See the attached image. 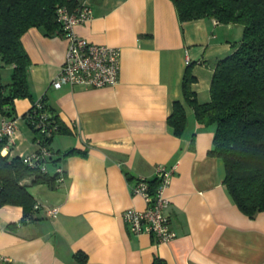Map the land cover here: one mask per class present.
Listing matches in <instances>:
<instances>
[{
    "label": "crops",
    "instance_id": "0c3cea01",
    "mask_svg": "<svg viewBox=\"0 0 264 264\" xmlns=\"http://www.w3.org/2000/svg\"><path fill=\"white\" fill-rule=\"evenodd\" d=\"M74 30L119 48L118 81L52 88L68 38L37 27L21 36L30 97L13 101L17 132L10 156L36 149L22 115L42 96L66 129L50 142L56 161L47 171L54 182L21 181L38 206L33 218L21 222V206H0V264H152L156 257L166 264H264V211L249 217L232 200L221 160L208 154L214 126L196 121L182 92L188 58L191 89L199 102L209 101L213 66L234 50L242 25L210 17L181 21L171 0H92L89 19ZM175 101L187 119L181 136L167 123ZM71 149L85 155H66ZM157 164L173 168L165 196L176 235L166 243L132 234L121 216L126 208H144L130 185L139 176L153 180ZM48 208H57L56 216Z\"/></svg>",
    "mask_w": 264,
    "mask_h": 264
},
{
    "label": "trees",
    "instance_id": "16d2710c",
    "mask_svg": "<svg viewBox=\"0 0 264 264\" xmlns=\"http://www.w3.org/2000/svg\"><path fill=\"white\" fill-rule=\"evenodd\" d=\"M181 21L204 17L214 18L220 23H239L243 27L242 37L234 50L217 60L213 66L209 86L210 99L199 102L191 89L195 76L189 63L182 78V92L192 107L196 121L214 126L212 147L208 154L221 160L224 167L223 184L239 209L254 217L264 211V0H171ZM74 0H0V113L16 118L13 101L30 97L27 68L30 60L21 36L31 27L39 28L45 35L62 34L61 24L56 18L58 5L72 6ZM12 65L10 79L2 82L1 69ZM22 115L33 131V140L42 135L31 122L42 114L52 135L44 141L50 147L53 136L66 128L56 112L40 99ZM31 117V118H30ZM186 114L179 101L173 102L167 123L174 135L181 136L186 127ZM5 140H0V206L18 205L23 209L21 222L32 219L35 199L21 181L32 178L31 183L54 182V176L38 167L28 166L20 156L2 154ZM68 154L85 152L69 150ZM53 158L50 162H55ZM153 191L157 185L154 178L149 181ZM8 224L7 227L14 226ZM82 263L86 255L77 254ZM152 264H166L155 258Z\"/></svg>",
    "mask_w": 264,
    "mask_h": 264
},
{
    "label": "built area",
    "instance_id": "2783aa9c",
    "mask_svg": "<svg viewBox=\"0 0 264 264\" xmlns=\"http://www.w3.org/2000/svg\"><path fill=\"white\" fill-rule=\"evenodd\" d=\"M91 5L92 0H74L72 6L58 5L56 7V18L61 24L62 35L68 38V46L57 76L50 81L52 88L58 89L64 84L100 88L114 85L118 81L121 59L119 48L90 42L74 30L76 24L89 19ZM185 61L189 64L188 58ZM36 106H41L39 99L36 101ZM38 118H31L32 125L42 133L40 137L33 140L36 149L30 154H21L20 157L28 166L38 167L42 172H47V164L55 154L44 141L52 135L55 127L48 128L45 125V114ZM16 132L17 118L3 116L0 121V140H5L2 154L9 153L15 146ZM56 172L58 179L61 180L62 167L56 166ZM172 173L173 168L157 164L154 170L157 185L153 191L150 189V179L146 177L139 176L130 185L132 195L141 196L145 202L142 209L130 207L121 213L124 224L132 234L146 233L157 243H166L176 235L167 212L170 201L165 196ZM35 207L38 206L35 205ZM57 212V208L46 209L47 215L52 217L56 216Z\"/></svg>",
    "mask_w": 264,
    "mask_h": 264
},
{
    "label": "rangeland",
    "instance_id": "374dc122",
    "mask_svg": "<svg viewBox=\"0 0 264 264\" xmlns=\"http://www.w3.org/2000/svg\"><path fill=\"white\" fill-rule=\"evenodd\" d=\"M1 75H2V82H5L10 79V73L8 69H6V67L1 69Z\"/></svg>",
    "mask_w": 264,
    "mask_h": 264
}]
</instances>
